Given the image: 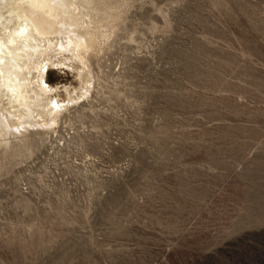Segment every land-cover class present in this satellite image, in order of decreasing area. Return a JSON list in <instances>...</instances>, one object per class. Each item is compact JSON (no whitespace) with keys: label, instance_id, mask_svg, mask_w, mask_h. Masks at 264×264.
<instances>
[{"label":"rangeland","instance_id":"rangeland-1","mask_svg":"<svg viewBox=\"0 0 264 264\" xmlns=\"http://www.w3.org/2000/svg\"><path fill=\"white\" fill-rule=\"evenodd\" d=\"M82 1L61 110L0 128V264H264V0Z\"/></svg>","mask_w":264,"mask_h":264},{"label":"bare ground","instance_id":"bare-ground-1","mask_svg":"<svg viewBox=\"0 0 264 264\" xmlns=\"http://www.w3.org/2000/svg\"><path fill=\"white\" fill-rule=\"evenodd\" d=\"M74 1H69L67 6L64 0H0V128L3 131L7 129V122L15 130L24 128L25 123L30 124L26 122V117L38 113L39 107L46 110L49 105L54 109L63 105L57 100L47 101L44 98L51 90L44 80L46 59L41 58L46 50L76 51L81 65L88 67L83 47L88 48L95 35L87 32L83 45L82 40L72 32V26H79L83 21L81 11L74 5ZM64 31L68 34L64 41L53 38L54 34ZM2 99L13 110L3 108Z\"/></svg>","mask_w":264,"mask_h":264}]
</instances>
